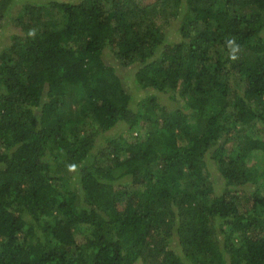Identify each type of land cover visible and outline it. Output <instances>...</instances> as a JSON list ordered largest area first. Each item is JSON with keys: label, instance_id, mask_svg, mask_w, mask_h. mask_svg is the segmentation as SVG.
Wrapping results in <instances>:
<instances>
[{"label": "trees", "instance_id": "trees-1", "mask_svg": "<svg viewBox=\"0 0 264 264\" xmlns=\"http://www.w3.org/2000/svg\"><path fill=\"white\" fill-rule=\"evenodd\" d=\"M0 264H264V0H0Z\"/></svg>", "mask_w": 264, "mask_h": 264}]
</instances>
